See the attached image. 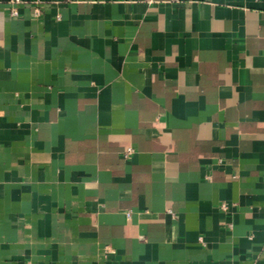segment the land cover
I'll return each mask as SVG.
<instances>
[{"label": "crops", "instance_id": "obj_1", "mask_svg": "<svg viewBox=\"0 0 264 264\" xmlns=\"http://www.w3.org/2000/svg\"><path fill=\"white\" fill-rule=\"evenodd\" d=\"M21 1L0 264H264V0Z\"/></svg>", "mask_w": 264, "mask_h": 264}, {"label": "built area", "instance_id": "obj_2", "mask_svg": "<svg viewBox=\"0 0 264 264\" xmlns=\"http://www.w3.org/2000/svg\"><path fill=\"white\" fill-rule=\"evenodd\" d=\"M8 4V14L10 17H16L17 16V6L22 4L21 0H8L7 2ZM32 15L33 17H37L39 15V10L36 7V5H34V7L32 8ZM131 153L130 149H127L124 153H123V157H127V155ZM125 217L128 218L129 217V213L125 214Z\"/></svg>", "mask_w": 264, "mask_h": 264}]
</instances>
